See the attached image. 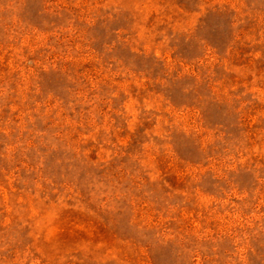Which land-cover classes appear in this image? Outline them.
Wrapping results in <instances>:
<instances>
[{"label":"rangeland","instance_id":"374dc122","mask_svg":"<svg viewBox=\"0 0 264 264\" xmlns=\"http://www.w3.org/2000/svg\"><path fill=\"white\" fill-rule=\"evenodd\" d=\"M0 264H264V0H0Z\"/></svg>","mask_w":264,"mask_h":264}]
</instances>
